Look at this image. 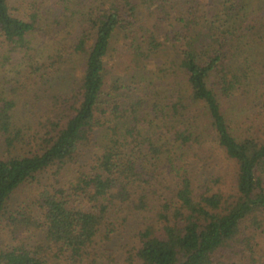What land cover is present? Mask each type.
I'll use <instances>...</instances> for the list:
<instances>
[{
	"label": "trees",
	"instance_id": "trees-1",
	"mask_svg": "<svg viewBox=\"0 0 264 264\" xmlns=\"http://www.w3.org/2000/svg\"><path fill=\"white\" fill-rule=\"evenodd\" d=\"M257 1L0 0V264H264Z\"/></svg>",
	"mask_w": 264,
	"mask_h": 264
},
{
	"label": "rangeland",
	"instance_id": "rangeland-1",
	"mask_svg": "<svg viewBox=\"0 0 264 264\" xmlns=\"http://www.w3.org/2000/svg\"><path fill=\"white\" fill-rule=\"evenodd\" d=\"M258 3L259 2L257 1V4ZM261 4H264V0H260V3H259L258 6H260ZM251 6H254V4L252 3ZM255 8H258V7H255ZM51 43H52V41L50 40V42L48 43V45L51 44ZM84 67H85L84 60H82L79 63H77V65H75L73 67L72 72H70V74L72 75V78L74 76H76L77 74H79L82 70L84 71V69H83ZM244 111L245 112H242V115H245L247 113H251L252 112L249 109L244 110ZM19 115L24 119V121H28V120L30 121V116H29L28 112L25 109L22 108V111L20 112ZM224 165H227V164H225V162L223 163V165L221 164L220 168H217V171H219V169H220L225 176L231 174L233 172V170H230L231 169V166L228 167V166H224ZM218 174L219 173H216V175H218ZM36 194H37V188L36 187H29V188L28 187H24L13 198V200L11 202V205H10L11 208H15L19 204L24 203V202H26L27 204L28 203H31L30 201L34 200ZM0 237L1 238L3 237L2 236L1 228H0ZM120 257L123 258V256H120ZM120 264H127V263L125 262L124 259H121V263Z\"/></svg>",
	"mask_w": 264,
	"mask_h": 264
}]
</instances>
